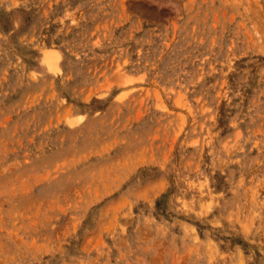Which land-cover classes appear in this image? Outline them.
Segmentation results:
<instances>
[{
    "label": "rangeland",
    "instance_id": "1",
    "mask_svg": "<svg viewBox=\"0 0 264 264\" xmlns=\"http://www.w3.org/2000/svg\"><path fill=\"white\" fill-rule=\"evenodd\" d=\"M0 264H264V0H0Z\"/></svg>",
    "mask_w": 264,
    "mask_h": 264
}]
</instances>
